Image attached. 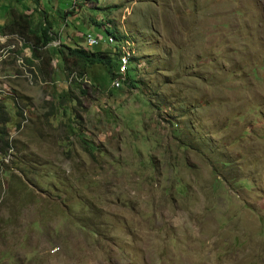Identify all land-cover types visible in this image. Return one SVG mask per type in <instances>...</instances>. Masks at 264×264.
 I'll return each mask as SVG.
<instances>
[{
  "label": "rangeland",
  "instance_id": "1",
  "mask_svg": "<svg viewBox=\"0 0 264 264\" xmlns=\"http://www.w3.org/2000/svg\"><path fill=\"white\" fill-rule=\"evenodd\" d=\"M59 2L0 0V26L44 12L47 54L104 39ZM97 4L135 87L53 55L44 76L0 34V264H264V0Z\"/></svg>",
  "mask_w": 264,
  "mask_h": 264
},
{
  "label": "trees",
  "instance_id": "2",
  "mask_svg": "<svg viewBox=\"0 0 264 264\" xmlns=\"http://www.w3.org/2000/svg\"><path fill=\"white\" fill-rule=\"evenodd\" d=\"M34 1L36 2V0ZM97 2L98 0H62V2L58 3V8L59 10L64 11L63 14H67L68 16L75 15L78 10L84 9L86 12V18L82 17L84 19L82 22L84 25H87L88 22H91L93 26L102 28L101 30L105 33V37L103 39L100 36L98 44L103 42L110 46V53L105 51L89 50L95 46H87L85 43V38H83V44L89 49H84L78 45L73 47L63 45L59 40V45L53 47L51 53L47 54L46 46L52 42L53 34L51 32L52 24L45 18L44 12L41 13L43 15L42 20L36 24V27H33L29 16L23 15L19 12L10 11V19L5 24L0 26V34L17 35L25 44H27L30 51V57L29 59L25 60V63L31 65V61H37L41 66L38 68V71L44 76H47L49 73L48 64L52 59L50 55H53L55 59H58L62 66V70L67 74L70 72H75L77 77H81L85 76V74L88 72V68L99 66L106 69L108 74H110L111 80L114 77L116 66L118 68V74L120 67L126 68L128 64L130 65L132 62L137 60L133 57V55L128 56L121 52V50L119 52V49L116 46L119 40L125 38V34H119L116 28L113 26H111L110 29H107L104 26L105 23H112V20L105 19L104 15H107L111 10L116 9V6L102 7L98 5ZM95 14L100 15L98 21L94 20ZM86 35L93 37L90 34H83V37ZM110 40L111 42H109ZM122 41L119 42V48ZM123 59H125V62ZM129 65L126 70V75L123 76L124 81H122V83H126L129 86L135 87L132 84L134 81L128 77ZM7 123L8 118L3 105L0 102V155H4L10 147L5 129V125Z\"/></svg>",
  "mask_w": 264,
  "mask_h": 264
},
{
  "label": "built area",
  "instance_id": "3",
  "mask_svg": "<svg viewBox=\"0 0 264 264\" xmlns=\"http://www.w3.org/2000/svg\"><path fill=\"white\" fill-rule=\"evenodd\" d=\"M83 38H88L89 39V47L90 46H94L96 44V40H100L99 37L95 36V37H90L89 35H86L85 37ZM98 44V43H97ZM53 45H55V43L52 44V47ZM52 61V60H51ZM55 62V61H54ZM53 63V62H52ZM15 77V76H13ZM123 81V78H122V73L121 74H115V76L113 77V85L112 86H115L117 87L118 84H120V82Z\"/></svg>",
  "mask_w": 264,
  "mask_h": 264
},
{
  "label": "bare ground",
  "instance_id": "4",
  "mask_svg": "<svg viewBox=\"0 0 264 264\" xmlns=\"http://www.w3.org/2000/svg\"><path fill=\"white\" fill-rule=\"evenodd\" d=\"M124 39H129L128 38V36L125 34V38ZM124 39H121V40H119V42L120 41H124ZM130 40V39H129ZM126 41V40H125ZM1 42L2 43H5V39L4 38H2L1 37ZM84 42V41H83ZM119 42L116 44V46H117V48L119 49V52H120V48H119ZM85 43H86V45L87 46H89L88 44H87V39L85 38ZM56 46H58V45H56ZM56 46H53V47H56ZM11 47H14V46H9L8 47V49H10ZM12 50V49H11ZM128 56H131V55H128ZM134 57V56H133ZM118 60V59H117ZM124 62H125V59H124ZM19 65V64H18ZM21 66H24L23 65V62H22V64H21ZM115 74H117V66H116V68H115V72H114V76H115ZM121 74V73H120ZM125 75V73L124 72H122V78H123V76ZM124 79V78H123ZM77 80H80L79 78L77 79ZM113 83V78L111 79V82H110V84H112ZM113 85V84H112Z\"/></svg>",
  "mask_w": 264,
  "mask_h": 264
}]
</instances>
